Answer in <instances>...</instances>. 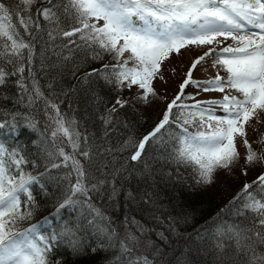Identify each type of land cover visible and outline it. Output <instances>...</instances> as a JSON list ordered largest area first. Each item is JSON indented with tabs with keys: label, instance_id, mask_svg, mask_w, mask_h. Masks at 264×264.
Returning a JSON list of instances; mask_svg holds the SVG:
<instances>
[{
	"label": "snow or ice",
	"instance_id": "snow-or-ice-1",
	"mask_svg": "<svg viewBox=\"0 0 264 264\" xmlns=\"http://www.w3.org/2000/svg\"><path fill=\"white\" fill-rule=\"evenodd\" d=\"M36 3L0 0V87L14 78L17 89L14 96L0 94V99L25 109L0 111V130L18 134L21 118L39 134L34 158L22 146L0 141V264H51L49 254L60 245L77 254L85 245L92 253L116 252L107 264H156L161 250L149 237L164 242L167 237L144 220L163 224L155 214L157 198L128 188L132 176H154L153 164H175L192 168L197 183L210 185L219 170L230 171L241 162L237 141L245 149L244 165L264 163V152L253 149L246 131L264 113V0H42L33 11ZM192 48L201 54L184 73L177 94L167 100L154 81L166 82L165 62ZM105 55L111 62H103ZM90 61L101 63L87 67ZM69 64L73 75L85 69L77 86L92 89L99 81L115 93L114 103L99 117L105 137L123 123L119 111L136 102L167 101L162 118L139 138L130 134L118 146L97 143L72 112L61 109L59 97L74 95L76 86L64 89L58 75L43 85L38 78L37 72H59ZM209 67L214 76L194 77V71ZM188 87L197 91L187 94ZM133 89L132 98L120 95ZM201 92L222 97L196 99ZM91 95L102 102L94 91ZM154 146L159 155L150 157ZM125 152L122 160L115 155ZM129 161L136 165L131 172ZM41 166L42 172L29 170ZM53 170L63 172L53 176ZM242 171L247 174L246 167ZM51 182L59 193L52 220L45 217L18 228L37 207L34 188L47 195L45 185ZM254 185L258 190H252ZM137 203L142 219L131 215L130 206ZM230 205L236 215L251 213L253 221L251 227L215 225L208 249L214 264H264V173L246 183ZM56 217L61 223L42 234V226ZM169 231L174 233V226Z\"/></svg>",
	"mask_w": 264,
	"mask_h": 264
},
{
	"label": "trees",
	"instance_id": "trees-1",
	"mask_svg": "<svg viewBox=\"0 0 264 264\" xmlns=\"http://www.w3.org/2000/svg\"><path fill=\"white\" fill-rule=\"evenodd\" d=\"M41 3L42 0H37V3L33 5V11H35V8L40 7ZM41 23L43 24L44 21L41 20ZM193 53H195L193 60L198 54H201L200 50L196 48H193ZM103 62H111V57L105 55ZM100 63V61H90L87 63V67H99ZM208 63L210 64V61ZM178 64H180V67L177 66ZM177 65L178 71L181 72L184 78V73L187 72L189 65L183 59H179ZM84 70V68H81L73 75L72 66L69 64L62 71L37 72V75L42 85L48 77L58 75L60 86L64 89L76 86L74 95L70 94L67 97H59L60 100L64 101L61 104V109L65 112H72L80 122L82 128L94 134L97 143L104 145L105 141H107L113 146H118L130 134L139 138L147 134L162 118L167 101L155 100L148 105L136 102L132 107H126L119 111L117 119L123 123H117L113 128H110L108 136L105 137L103 135L105 125L99 117L104 113L105 107L114 103L115 93L111 89L100 86L99 81H97L92 89H87V86H77L78 77ZM206 73L202 69L197 70L194 71V77L201 79L199 77H202ZM211 73H213L212 76L215 75V72L210 71L209 74ZM167 76V88H164V85L162 87L154 85V87L157 92L167 97V100H171L179 91V85L183 79L177 81L171 69L167 70ZM13 80L0 87V94L8 96L16 94L17 89ZM53 90L59 92L60 87L54 86ZM93 91L102 98V102L93 100L91 95ZM135 92V89L130 92L125 90L120 95L125 98H132ZM195 92L189 89V87L185 89V93L187 94ZM204 99L207 98L204 97ZM185 102L192 103L191 100H186ZM7 110L25 111L20 106L14 105L11 99H0V111ZM33 115L37 120H43L42 114L33 113ZM18 120L21 123L18 134L8 129L0 130V141H3L6 146H22L25 153L30 158H34L37 151V145L34 141L39 140V134L25 127V122L21 118H18ZM125 124L127 127H125ZM247 139L252 143L254 150L264 152V113L260 114L258 123L255 120L251 121L247 130ZM237 147L241 152V162L230 171L219 170L214 176L213 183L210 185L197 183L192 168H185L175 164H153V168L156 169L154 176L134 175L128 181L127 187L134 193L143 194L144 192H148L157 198V210L155 214L163 221V224L158 226L155 221L144 220L151 228L156 229L158 232H163L167 237V242L159 240L154 235L149 237L156 241L161 250L160 255L155 258L156 264H184L185 260H190L192 264H214V257L208 249L211 243L210 233L214 230L215 225L220 222H227L229 224L251 227L253 221L252 214L244 213L243 215H236V208L230 205V201H233V198L237 196V193L241 191L246 183L251 184L257 180L261 173H264V163L244 165L243 155L245 149L240 141H237ZM115 155L122 160L128 153H115ZM149 155L150 157L159 155L155 146ZM105 159L111 161L112 157L107 156ZM116 166H119V161ZM133 167H136V165L129 161L127 164L129 172H131ZM244 167L247 168V174H244L242 171ZM29 170L35 173L44 171V168L41 166L35 170ZM62 172L63 170H53L52 175L57 176L58 174H62ZM167 173H171V176L167 175ZM45 187L48 189L47 195L38 186L34 188L33 195L36 197L37 207L31 219L19 223L18 228L25 229L30 224L42 223L45 217L52 220V214L56 211V201L59 193L54 182L46 184ZM252 190L256 191L258 189L254 185ZM96 203L99 206L104 205L102 200H97ZM130 207L131 215L136 216L137 219H142L138 215L142 211L140 204L137 203L135 206ZM222 209L225 211L222 212ZM105 210L110 212L107 208ZM145 215H147L146 211ZM63 216L68 219L71 218L68 216V213H63ZM60 223L61 217H56L52 224H44L41 229L42 234L47 235L50 230ZM170 225L174 226V233L169 231ZM199 236H203V239H198ZM91 246L94 247L95 244ZM116 254L113 251L101 250L92 253L88 250L87 245H85L83 252L77 254L72 252L66 245H60L52 249V252L49 254V260L51 264H107V261Z\"/></svg>",
	"mask_w": 264,
	"mask_h": 264
},
{
	"label": "rangeland",
	"instance_id": "rangeland-1",
	"mask_svg": "<svg viewBox=\"0 0 264 264\" xmlns=\"http://www.w3.org/2000/svg\"><path fill=\"white\" fill-rule=\"evenodd\" d=\"M194 57H195V53H193V48L188 50V51L182 50V54H180V55L174 54L173 56H171L169 61H166L165 65L162 66L166 82H161L159 80H156V81H154V85L155 86H161V87H162V85H164L163 87L167 88V86H166V84H168V82H167L168 81L167 70H169V69H171L172 72H173V69H175V72H173V75L177 81H180L181 79H183L181 72L178 71V69L176 67L177 62L179 59H183V61H185L190 66ZM177 66L180 67V64H178ZM210 71L215 72L212 68H209V70L207 71L206 74H204L202 77L201 76L199 77V78H201L200 80L208 79L209 77H211L213 75V73L209 74ZM221 73H222L221 75H224V73L222 71H221ZM194 76H195V74H194ZM189 89L197 91V89H195L193 87H189ZM232 94H236V93L233 92ZM204 97H206L207 99H211V98L220 99L222 97V94L219 92H213V93L201 92L200 95L197 96L196 98L197 99H204ZM217 111L219 112V109H217ZM248 127H249V125H246V131L248 130Z\"/></svg>",
	"mask_w": 264,
	"mask_h": 264
}]
</instances>
